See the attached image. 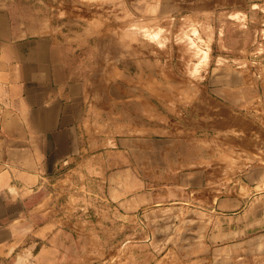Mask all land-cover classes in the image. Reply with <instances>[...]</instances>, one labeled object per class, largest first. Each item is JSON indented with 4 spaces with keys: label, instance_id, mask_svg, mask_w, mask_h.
I'll return each instance as SVG.
<instances>
[{
    "label": "rangeland",
    "instance_id": "1",
    "mask_svg": "<svg viewBox=\"0 0 264 264\" xmlns=\"http://www.w3.org/2000/svg\"><path fill=\"white\" fill-rule=\"evenodd\" d=\"M24 8L84 55L92 128L109 139L110 162L123 153L134 169L124 188L150 193L158 210L139 237L126 230L118 261L107 263L228 257L244 215L227 200L263 187L264 0H24Z\"/></svg>",
    "mask_w": 264,
    "mask_h": 264
},
{
    "label": "crops",
    "instance_id": "2",
    "mask_svg": "<svg viewBox=\"0 0 264 264\" xmlns=\"http://www.w3.org/2000/svg\"><path fill=\"white\" fill-rule=\"evenodd\" d=\"M85 68L24 0H0V264H108L126 230L139 237L158 220L150 193L124 188L137 178L123 153L110 162L109 139L92 128ZM259 179L227 200L242 203L244 237L219 264H264V166Z\"/></svg>",
    "mask_w": 264,
    "mask_h": 264
}]
</instances>
